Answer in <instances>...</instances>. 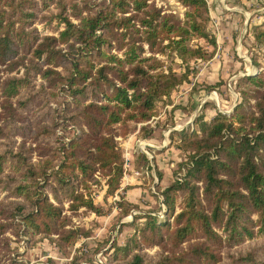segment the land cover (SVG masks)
Returning <instances> with one entry per match:
<instances>
[{
	"label": "trees",
	"instance_id": "16d2710c",
	"mask_svg": "<svg viewBox=\"0 0 264 264\" xmlns=\"http://www.w3.org/2000/svg\"><path fill=\"white\" fill-rule=\"evenodd\" d=\"M179 1L190 8L182 23L147 0H0V64L10 71L23 67L20 74L0 73V234L17 226L28 238L49 235L64 249L81 231L67 226L63 202L70 210L100 213L83 190L98 181L97 171L106 193L118 190L123 165L115 135L150 119L156 101L188 77V69H163L160 58L144 54V42L150 51L179 49L185 59L201 54L189 47L192 34L210 38L207 0ZM53 19L62 24L57 35L41 34L34 25ZM254 31L264 43V28L255 25ZM242 80L243 100L233 112L217 110L210 121L200 114L201 134L179 132L177 144L188 157L157 191L166 217L177 196L182 209L172 222L164 214L134 215L144 220L122 246L112 242L105 264H213L221 259L217 245L234 247L264 234V73ZM251 97L254 108L245 103ZM137 158L151 168L146 154ZM114 202L120 220L137 207L122 195ZM196 236L203 239L179 252L162 250L155 259L139 250L146 242L174 247ZM258 256L253 246L228 252L223 264H264V246Z\"/></svg>",
	"mask_w": 264,
	"mask_h": 264
},
{
	"label": "rangeland",
	"instance_id": "374dc122",
	"mask_svg": "<svg viewBox=\"0 0 264 264\" xmlns=\"http://www.w3.org/2000/svg\"><path fill=\"white\" fill-rule=\"evenodd\" d=\"M147 2L181 23L188 17L190 8L179 0ZM207 3L208 11L205 15L208 18L205 19L210 38L192 34L189 41V47L199 48L201 54L186 56L184 59L179 49L166 47L163 51H150L144 42V54L153 53L160 58L163 69L171 67L178 74L188 69V77L170 95L156 101L150 119L135 127L131 123L130 131L115 135L123 165L118 190L106 193L105 179L98 171V181L91 182L89 188L83 189L90 191L95 204L102 207L101 212L96 213L84 207L70 210L69 201L65 200L63 213L69 219L67 226L77 227L81 233L73 245L64 249H60L49 235L40 233L28 238L17 226L8 227L0 234V264H95L93 259L97 256L103 260L105 255L108 260L107 252L110 251L112 242L122 246L135 231V225L144 220L134 215L148 212L166 217L162 211L163 203L159 199L162 195L158 191L173 181L178 164L188 157L187 152L177 144L181 142L179 132L186 131L189 136H193L195 129L201 134L202 131H199V125L195 122L200 114L210 121L217 110L233 112L235 105L243 100L241 89L245 84L242 77L264 73V43L255 40L254 31L255 25L264 28V0H207ZM34 25L41 34L56 35L62 26L56 19L47 24L35 21ZM167 42L168 39L163 41ZM22 71L21 66L10 71L5 68V64H0L2 76L20 74ZM211 84L217 86L209 88ZM245 103L254 108L255 98L251 97ZM142 124L148 125V128L140 129ZM16 138L20 140L19 135ZM27 143H31L29 139ZM140 152L150 158L151 168L145 167L142 159L138 162L137 155ZM36 157L34 152L32 158ZM156 168L161 172V178H158ZM199 183L202 184L201 181ZM47 194L54 201L51 193ZM118 195L137 205L121 220L114 202ZM4 197L5 191L0 190V199ZM181 206V196H177L173 212L166 218L172 222L175 213L182 209ZM253 217L257 218L258 214L253 213ZM215 229L225 236L222 226L216 225ZM51 235L56 236L55 233ZM200 238L203 239L199 236L191 237L174 247L171 242H146L139 250L155 259L162 250L167 253L179 252L192 246ZM253 246L259 253L258 257H261L263 233L234 247L217 245L216 250L221 259L213 264L226 263L228 252L252 249ZM118 256L121 257L120 252Z\"/></svg>",
	"mask_w": 264,
	"mask_h": 264
},
{
	"label": "built area",
	"instance_id": "2783aa9c",
	"mask_svg": "<svg viewBox=\"0 0 264 264\" xmlns=\"http://www.w3.org/2000/svg\"><path fill=\"white\" fill-rule=\"evenodd\" d=\"M86 264V263H84ZM95 264H105L102 260V258H100L99 256L95 257Z\"/></svg>",
	"mask_w": 264,
	"mask_h": 264
},
{
	"label": "bare ground",
	"instance_id": "6f19581e",
	"mask_svg": "<svg viewBox=\"0 0 264 264\" xmlns=\"http://www.w3.org/2000/svg\"><path fill=\"white\" fill-rule=\"evenodd\" d=\"M141 147H143V142H142V146Z\"/></svg>",
	"mask_w": 264,
	"mask_h": 264
},
{
	"label": "crops",
	"instance_id": "0c3cea01",
	"mask_svg": "<svg viewBox=\"0 0 264 264\" xmlns=\"http://www.w3.org/2000/svg\"><path fill=\"white\" fill-rule=\"evenodd\" d=\"M130 184V183H129ZM120 188H122V187H120Z\"/></svg>",
	"mask_w": 264,
	"mask_h": 264
}]
</instances>
